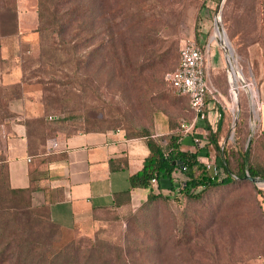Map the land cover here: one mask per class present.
<instances>
[{"label":"rangeland","instance_id":"374dc122","mask_svg":"<svg viewBox=\"0 0 264 264\" xmlns=\"http://www.w3.org/2000/svg\"><path fill=\"white\" fill-rule=\"evenodd\" d=\"M4 1L0 142L14 122L28 126L38 150L48 132L122 130L142 138L154 132L159 114L189 124L194 116L189 99L169 89L164 77L177 67L182 42L192 39L205 55L209 84L218 89L215 111L222 116L217 123H229L223 136L231 162L236 167V154L246 151L254 164L264 163L259 104L264 0H118L112 9L106 0L102 23L96 22L94 30L63 19L42 21L38 0ZM218 15L254 90L252 99L241 83L237 99L231 90L225 51L212 40ZM9 112L15 117L7 120ZM194 135L202 137L200 130ZM4 157L0 148V203L7 205ZM210 164L220 168L216 159ZM167 195L136 210L94 212L73 231H52L41 209L32 218L54 245L93 248L107 261H123L129 250L142 247L143 255L128 258L133 264H264V180L211 188L198 198ZM31 201L40 206L33 196Z\"/></svg>","mask_w":264,"mask_h":264},{"label":"crops","instance_id":"0c3cea01","mask_svg":"<svg viewBox=\"0 0 264 264\" xmlns=\"http://www.w3.org/2000/svg\"><path fill=\"white\" fill-rule=\"evenodd\" d=\"M216 101L207 99V120L195 125L194 130H200L202 136L200 145L194 142L196 131L183 133L185 121H172L165 114L155 119L154 138L163 139L166 145L171 136L182 135L183 150L200 148L199 160L210 164L216 157L208 145V127L218 131L227 125L222 120L217 123V116L222 115L215 111ZM259 104L260 131L264 133V85L259 87ZM202 124L206 129L201 128ZM220 144L224 149L229 142L222 138ZM0 148L7 159L10 186L33 189L34 203L47 205L52 222L65 231L86 225L94 212L140 209L151 194H170V189L177 191L184 180L182 173L176 172L173 181L161 179L149 188H131L130 177L142 170L150 152L144 138H128L122 130L70 135L48 132L38 150L27 127L14 122L9 132L4 131Z\"/></svg>","mask_w":264,"mask_h":264},{"label":"trees","instance_id":"16d2710c","mask_svg":"<svg viewBox=\"0 0 264 264\" xmlns=\"http://www.w3.org/2000/svg\"><path fill=\"white\" fill-rule=\"evenodd\" d=\"M3 1L0 0L1 3ZM105 1L38 0L40 18L43 21V19L48 17L56 20V22L63 19L67 20L69 25L72 22H80L84 23L86 27L91 26L92 29L90 30H94L93 26L96 22L102 23V11ZM107 1L111 9L114 8V3L118 5V0ZM4 5L0 7V14L3 12L2 9L8 10V5L5 1ZM51 6L56 7L54 11H51ZM60 6L65 9L58 10ZM113 18H115V15ZM131 28H135V26L132 25ZM58 31L61 34V31ZM14 117L15 115L9 112L6 119ZM193 118L194 116L191 122ZM24 125L28 129L30 137L34 140V136L29 132L28 126ZM208 130V145H211L214 149V156L224 174L222 178L214 176L207 169L206 164L199 160L202 154L200 148H196L194 151L183 150L182 135L171 136L167 139V144L164 145L163 139L154 138L153 133L146 132L142 138L145 139L150 153L144 161L142 170L130 177L131 188H149L153 184H157L161 179L173 181V175L176 172H180L184 180L179 185L177 191H174L175 189L172 187L170 193H180L189 198H198L211 188L228 186L238 181H248L249 179H246L247 173L252 178L264 180V163L260 165L254 164L251 153L249 154L248 161H246L247 152H238L236 154L235 167L231 162L230 153L227 152L229 146L222 149L220 142L224 138L223 131L227 132L229 130V123L225 126L224 130L213 131L210 127H208ZM6 131L8 130L6 129ZM74 133L78 132L68 133L67 135ZM261 134L264 137V133L261 132ZM126 137L128 136L126 135ZM178 161H182V165H178ZM1 163L5 175L4 179L7 184V194L10 195V198L3 201L5 204L8 203L7 205L0 203V264H133L128 259L131 254L138 252V255H143L142 247H138L139 249L134 251L129 250L123 261H121L120 257L107 261L103 260L102 255L93 248L75 247L74 245L58 247L54 245L46 235L45 230L38 228L32 218L36 214V210L41 209L44 211L41 218L43 217L45 225L51 227V230L54 232L58 231L60 227L52 222L48 206L40 205L34 207L32 205L31 197L33 189L31 188L13 189L9 183V169L6 157H4ZM167 196L161 192L151 194L146 204L166 199L168 198ZM16 222L23 224V227L16 229Z\"/></svg>","mask_w":264,"mask_h":264},{"label":"built area","instance_id":"2783aa9c","mask_svg":"<svg viewBox=\"0 0 264 264\" xmlns=\"http://www.w3.org/2000/svg\"><path fill=\"white\" fill-rule=\"evenodd\" d=\"M165 83L176 95L189 99L194 118L191 123L182 125V131L185 135L193 134L196 123L207 120V99L218 97V90L209 84L206 76L205 55L194 40L187 39L182 42L179 65L174 71L166 74ZM194 142L200 145L202 140L195 138ZM206 166L214 176L223 177L222 169L216 165Z\"/></svg>","mask_w":264,"mask_h":264},{"label":"bare ground","instance_id":"6f19581e","mask_svg":"<svg viewBox=\"0 0 264 264\" xmlns=\"http://www.w3.org/2000/svg\"><path fill=\"white\" fill-rule=\"evenodd\" d=\"M217 21H218V25H216L215 33H214V36H212L213 37L212 40L216 43H219L225 51L227 64H228V68H229L228 74L230 76V81L232 84V91L235 94V98L237 99V95H238L237 85L239 83H241V85L243 86L242 88L245 90V92H247L251 97H254V93H253L254 90H252L250 84H248L245 81L244 75L242 74L241 69H239V67L237 65V61H236V58L234 56V52L231 53L229 50L230 47L227 43V38L224 36L221 25H220V23L222 24L220 15L218 16ZM256 105H257V103H256ZM254 111H255V109H254ZM260 185H262V184H260Z\"/></svg>","mask_w":264,"mask_h":264},{"label":"water","instance_id":"95a60500","mask_svg":"<svg viewBox=\"0 0 264 264\" xmlns=\"http://www.w3.org/2000/svg\"><path fill=\"white\" fill-rule=\"evenodd\" d=\"M218 16H219V15H218ZM218 16H217V18H218ZM217 18H216V25H218ZM219 23H220V22H219ZM220 25H221V28H222V31H223L224 36L227 38L226 32H225V30H224V28H223V26H222L221 23H220ZM227 43H228V45H229V47H230V49H229L230 52L233 53V49H232V47H231V44H230L228 38H227ZM249 97H250V99H252V97H251L250 95H249ZM246 161H248V154H247V156H246ZM178 165H182V161H178ZM246 179H249V180H251V181L254 182V183H260V182H263V180H260V179H257V178H252V177H250L248 173H247V175H246Z\"/></svg>","mask_w":264,"mask_h":264}]
</instances>
